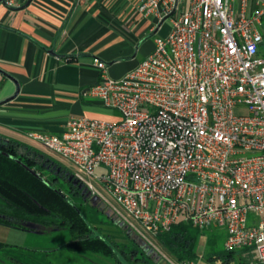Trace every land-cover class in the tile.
<instances>
[{
	"label": "built area",
	"instance_id": "1",
	"mask_svg": "<svg viewBox=\"0 0 264 264\" xmlns=\"http://www.w3.org/2000/svg\"><path fill=\"white\" fill-rule=\"evenodd\" d=\"M1 1L16 8L33 0ZM132 15L169 22L170 31L123 77L93 57L101 76L85 93L119 118L75 116L62 134L32 138L108 203L101 182L133 220L111 208L166 264H201V255L162 256L151 240L181 222L224 230L227 251L264 264V0H137ZM101 166L107 172L96 176Z\"/></svg>",
	"mask_w": 264,
	"mask_h": 264
},
{
	"label": "crops",
	"instance_id": "2",
	"mask_svg": "<svg viewBox=\"0 0 264 264\" xmlns=\"http://www.w3.org/2000/svg\"><path fill=\"white\" fill-rule=\"evenodd\" d=\"M136 3L33 0L10 8L0 0V70L12 77L0 71V135L37 149L32 133L60 135L71 117L118 119L85 93L101 76L93 57L123 77L170 31L169 22L156 27L133 16Z\"/></svg>",
	"mask_w": 264,
	"mask_h": 264
},
{
	"label": "trees",
	"instance_id": "3",
	"mask_svg": "<svg viewBox=\"0 0 264 264\" xmlns=\"http://www.w3.org/2000/svg\"><path fill=\"white\" fill-rule=\"evenodd\" d=\"M261 44L259 50L264 56ZM68 171L43 151L0 135V223L24 230L32 229L28 224L68 228L71 240L65 246L110 255L114 264H166L144 245V248L116 249L107 239L94 234L92 224L98 218L97 213L94 211L89 220L80 208L88 190L84 191L86 187H80V182L76 183ZM69 194L79 201L72 200ZM88 200L85 197L87 205L91 202ZM221 237L217 228L200 229L190 222L178 223L158 235L160 243L178 260H199V248L205 238L208 261L221 259L228 264H245L247 261H235L236 253L244 250L227 251L219 243ZM5 245L1 243L2 247ZM8 258L14 263L27 264L14 254Z\"/></svg>",
	"mask_w": 264,
	"mask_h": 264
},
{
	"label": "rangeland",
	"instance_id": "4",
	"mask_svg": "<svg viewBox=\"0 0 264 264\" xmlns=\"http://www.w3.org/2000/svg\"><path fill=\"white\" fill-rule=\"evenodd\" d=\"M186 1L187 0H183L184 3ZM261 51L262 53H264V35L261 44ZM101 108L102 110L107 112L105 115L109 116V112H114V114L117 113L118 115H120L117 110H114L112 108L103 106H101ZM111 120H115V118H111ZM36 147L38 150L43 151L49 157L59 162L61 166L66 167L70 171H68L67 173H70V175L73 176L75 167L69 161H67L57 153L45 148L40 143L37 144ZM105 172H107V169L104 166H101L97 168L95 175L101 176V174ZM94 183L101 195L107 200L108 203L119 209L124 214V216L126 215L129 218V220H133L119 206V204L114 200V198L102 185L101 182L95 180ZM93 196L94 195H88L87 193V195L85 196L89 198L87 202H91H89V205H87L84 197L82 200V203L84 204L80 206L83 212L82 214H84L88 219L91 218V215L92 213H94V211L97 213L98 221L95 219V222H93L92 224L94 230L93 233L107 239L116 249H129L136 246L144 248L143 244L145 243L138 237L135 228L132 229L133 227H130V222L126 220V218L121 216L122 214H116L115 210L111 208L112 206H110L101 198L98 199L99 204L96 205L99 207L97 208L96 205L92 203ZM70 197L72 198V200L79 201V198L77 197H74L72 195H70ZM97 209H99L100 211H98ZM107 210L110 211V214H108ZM135 223L136 225L140 226L138 222ZM28 226L32 229L24 230L13 225L0 223V264H18L14 263V261L8 258L10 254L19 256V258L22 261L27 262V264H114L115 262L114 257L101 252L82 250L65 246V244L71 240V233L68 228L55 229L53 227L35 224H28ZM217 230L222 234L219 243L224 246L226 235L224 236L223 233L225 234V231L222 229ZM151 240L153 241L154 245L162 252V256L164 255L165 257L172 260L176 259L160 243L159 239ZM1 243L6 244L5 247H2ZM199 253L202 256V259L200 261L201 264H207V262L213 264V260L208 261L206 257L207 255L205 254V238H202ZM250 258L251 255L249 254V252L241 251L236 253L235 261L245 262Z\"/></svg>",
	"mask_w": 264,
	"mask_h": 264
},
{
	"label": "water",
	"instance_id": "5",
	"mask_svg": "<svg viewBox=\"0 0 264 264\" xmlns=\"http://www.w3.org/2000/svg\"><path fill=\"white\" fill-rule=\"evenodd\" d=\"M1 72H3L4 74H6L7 76H9L10 77V75L8 74V73H6V72H4V71H2V70H0ZM10 78H12V77H10ZM15 80V79H14ZM17 83V82H16ZM18 94V83H17V91H16V93H15V95H13V97L12 98H14L16 95ZM11 98V99H12ZM10 100V99H9ZM25 167H27L32 173H36L32 168H30V167H28L27 165H25ZM37 174V173H36ZM75 182L77 183H79V181L77 180V179H75ZM80 187H83V184H81L80 183ZM88 189L87 188H85V190L84 191H87ZM88 193V195L89 194H91V192L90 191H88L87 192ZM99 199V196H97V195H94L93 196V200H98ZM144 245V244H143Z\"/></svg>",
	"mask_w": 264,
	"mask_h": 264
},
{
	"label": "flooded vegetation",
	"instance_id": "6",
	"mask_svg": "<svg viewBox=\"0 0 264 264\" xmlns=\"http://www.w3.org/2000/svg\"><path fill=\"white\" fill-rule=\"evenodd\" d=\"M262 31H263V33H264V18H263V20H262ZM92 195V194H91Z\"/></svg>",
	"mask_w": 264,
	"mask_h": 264
}]
</instances>
